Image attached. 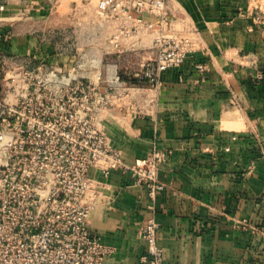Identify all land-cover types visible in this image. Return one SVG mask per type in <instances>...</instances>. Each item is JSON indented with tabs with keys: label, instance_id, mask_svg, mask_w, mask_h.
<instances>
[{
	"label": "crops",
	"instance_id": "0c3cea01",
	"mask_svg": "<svg viewBox=\"0 0 264 264\" xmlns=\"http://www.w3.org/2000/svg\"><path fill=\"white\" fill-rule=\"evenodd\" d=\"M12 2L28 4L14 18L52 19L44 0ZM167 10L171 24L180 22L193 38L194 52L163 75L160 87L142 89L148 97H138L135 108H116L104 121L110 146L128 165L166 153L162 188L152 197L130 171L106 177L94 169L99 199L90 228L112 248L104 264H143L148 244L139 231L149 220L159 224L164 264H264V0H167ZM155 21L156 31L145 28ZM157 27V17L147 15L136 33L124 35L157 36ZM11 48L66 60L28 34ZM129 48L141 67L140 41ZM94 49L79 44L75 59L95 61Z\"/></svg>",
	"mask_w": 264,
	"mask_h": 264
},
{
	"label": "built area",
	"instance_id": "2783aa9c",
	"mask_svg": "<svg viewBox=\"0 0 264 264\" xmlns=\"http://www.w3.org/2000/svg\"><path fill=\"white\" fill-rule=\"evenodd\" d=\"M97 1L107 17L125 25L135 22L124 34L136 33L147 15L157 17V54L141 64L139 82L160 87L163 75L180 68L194 52L191 35L165 30L170 20L167 0ZM5 10L0 1V12ZM26 19V34L41 41L61 34L52 19L47 25L44 18ZM13 38L7 34L8 43ZM78 51L76 45L65 49L53 43L51 55L64 56V63L28 55L25 65L14 60L11 44L0 47L5 65L0 66V264H104L112 248L89 224L99 199L94 169L106 177L113 169L130 171L152 197L162 188L159 165L166 153L155 152L128 165L123 152L110 146L102 117L111 110L112 95H96L94 85L101 76L97 80L92 71L97 63L75 59ZM196 67L205 71L203 64ZM120 80L115 75L104 81ZM158 230L159 224L149 220L139 231L148 244L143 264H164Z\"/></svg>",
	"mask_w": 264,
	"mask_h": 264
},
{
	"label": "rangeland",
	"instance_id": "374dc122",
	"mask_svg": "<svg viewBox=\"0 0 264 264\" xmlns=\"http://www.w3.org/2000/svg\"><path fill=\"white\" fill-rule=\"evenodd\" d=\"M47 2L46 6L52 7V20L53 27L61 29V34L51 33L47 36V41L50 44H57L67 49L72 45L78 46L79 44L88 49L95 48V61L97 63L96 77L101 76L99 82L94 86L96 87V95H112L111 96V110L106 112L102 117V123L108 114L113 113L114 109L125 107L135 108L137 102L136 99L146 98L148 95L143 96L142 89L153 88L148 83L139 82V75L142 72L141 67H137L132 62L136 59L137 51H131L130 45H138L140 41L141 54L144 55L145 61L153 58L154 51V39L156 34L150 32L149 35L131 36L124 35V28L128 29V24L125 25L124 21L115 18H109L102 12L101 4L97 0H44ZM5 3L6 10L0 12V47L12 45L13 40L16 38L25 36L28 30V24L23 21L16 22L15 16L18 13L23 12L28 8V4L25 2H12L10 5L9 0H1ZM9 3V5H8ZM261 19L264 22V10L261 12ZM172 20L165 22L166 31H174L179 34H187L182 31V24L176 22V26L171 24ZM20 23H23L22 25ZM20 24V25H19ZM146 25V24H145ZM144 25V26H145ZM151 29L149 25L146 27ZM156 31V21L153 27ZM159 28V27H157ZM11 33L14 38L11 42L7 41V34ZM4 34L5 36H2ZM3 37V38H2ZM2 38V39H1ZM41 38V37H39ZM153 40V41H152ZM156 51V50H155ZM85 54L87 52L85 51ZM88 56V55H87ZM17 62L23 64H29L28 57L15 54ZM5 66L0 61V66ZM2 67V66H1ZM119 75L121 77L120 83H110L104 80L108 77H114ZM3 81L0 77V87H2ZM140 89V90H139ZM142 101V99H141Z\"/></svg>",
	"mask_w": 264,
	"mask_h": 264
},
{
	"label": "bare ground",
	"instance_id": "6f19581e",
	"mask_svg": "<svg viewBox=\"0 0 264 264\" xmlns=\"http://www.w3.org/2000/svg\"><path fill=\"white\" fill-rule=\"evenodd\" d=\"M115 82V81H114Z\"/></svg>",
	"mask_w": 264,
	"mask_h": 264
},
{
	"label": "water",
	"instance_id": "95a60500",
	"mask_svg": "<svg viewBox=\"0 0 264 264\" xmlns=\"http://www.w3.org/2000/svg\"><path fill=\"white\" fill-rule=\"evenodd\" d=\"M1 1V0H0Z\"/></svg>",
	"mask_w": 264,
	"mask_h": 264
}]
</instances>
